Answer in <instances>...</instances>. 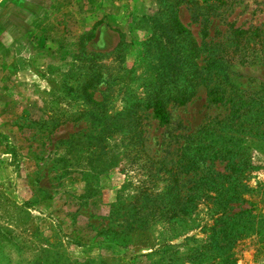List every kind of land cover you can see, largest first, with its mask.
I'll return each mask as SVG.
<instances>
[{
  "label": "rangeland",
  "instance_id": "rangeland-1",
  "mask_svg": "<svg viewBox=\"0 0 264 264\" xmlns=\"http://www.w3.org/2000/svg\"><path fill=\"white\" fill-rule=\"evenodd\" d=\"M194 1L176 13L201 47L198 62L218 61L226 91L242 93L246 106L232 119L230 104L212 103V75L189 103L169 105L170 123L161 126L143 106L130 109L142 102L154 69L169 64H161L155 43L168 50L171 33L157 0H0V264L167 263L157 251L107 244V229L130 223L122 206L133 197L163 191L185 146L206 148L208 159L179 176L182 194L204 173L215 147L248 148L247 157L234 159L255 167L239 181L248 202L234 207L239 212L253 203L264 215V135H254L252 125L257 118L264 130V57L242 64L231 52L219 55L229 26L264 32V0H231L219 9ZM120 33L127 47L117 55ZM80 47L102 57L96 66L102 83L92 90L104 103L100 116L79 90L85 68L73 56ZM230 158L212 169L227 173ZM204 211L201 204L199 218ZM197 222L175 240L170 227L158 224L146 234L183 253L192 245L185 237H202L203 221ZM262 233L237 243L236 264H264ZM146 234L134 239L140 243Z\"/></svg>",
  "mask_w": 264,
  "mask_h": 264
},
{
  "label": "trees",
  "instance_id": "trees-1",
  "mask_svg": "<svg viewBox=\"0 0 264 264\" xmlns=\"http://www.w3.org/2000/svg\"><path fill=\"white\" fill-rule=\"evenodd\" d=\"M201 1L208 8L216 5L219 9L228 6L231 0ZM181 4L194 6L197 3L194 0H157V5L161 6L162 13H165L167 17V27L171 33L167 43L168 50L162 47L164 43L161 40L157 39L155 43L161 50V64L166 62L169 64L167 67L163 65L154 69V75L149 82L145 97L142 102L131 104L130 109L134 111L135 108L143 106L145 110L151 111L152 118L159 125H168L171 119L167 107L186 105L194 98L197 89L201 85H206L212 75H216V83L208 90L210 101L215 104H230L232 119H234L246 106L243 97L238 95L242 93L237 90L230 93L226 91V75L218 61L207 62L205 66L200 65L198 60L201 47L190 31L180 22L176 13V9ZM98 24L100 22L94 26ZM231 26H229L226 38L223 37V42L220 44L219 55L223 53L228 55L231 52L232 60H238L242 64L250 60H258V53L263 54L264 57L263 31L259 28L244 30ZM93 36V33H90L87 38L91 39ZM126 47L124 34L120 33L117 55H120ZM82 48L80 47L73 56L81 67L85 68L83 76L80 77L79 90L83 96V103L89 106L91 114L100 116L104 114L102 111L104 103L93 99L92 90L102 83L100 68L96 67L102 57L92 52L86 53ZM222 60L225 61L224 57ZM83 112L77 113L72 120H79ZM129 112L126 113L127 117L133 113ZM260 124L262 121L260 123L259 119L255 118L252 124L255 128L254 135H264ZM214 149L215 151L209 154L210 161L203 169L204 173L192 182V186L187 189L186 193L182 194L181 188L184 185L180 184L182 179L179 176L197 172L208 159L204 151L206 148L183 147L178 161V170L168 171V185L161 193L141 194V197L135 196L133 201L122 206V209H126L124 215L128 217L130 223L123 227L122 231L107 229V244L123 248L150 249V253L157 251L168 257L165 264H236L237 243L245 237L263 234L262 230H264V221H261L264 215L256 213L253 203H250L249 209L239 212H236L234 207L248 202L242 198L246 191L239 181L245 176H250L255 167L250 160L248 162L234 161L235 157L240 155L247 157L249 149L246 147L228 149L215 147ZM226 155L231 156L226 166L227 173L219 174L212 169V163L224 159ZM201 204L205 206V211L204 217L199 218L200 212L198 211ZM197 221L199 223L203 221L199 228L202 237H185V241L192 242V245L183 253L179 251V246L173 245L175 247L173 249L174 247L169 244L155 245L149 241L150 238L146 234L151 227L158 224L170 227V232L173 233L170 238L175 240L194 231V228L198 227ZM144 234L147 236L142 238L140 243L134 239L135 236L139 238ZM157 247L159 250H156Z\"/></svg>",
  "mask_w": 264,
  "mask_h": 264
}]
</instances>
